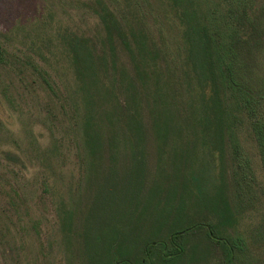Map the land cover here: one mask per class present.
Masks as SVG:
<instances>
[{
    "label": "rangeland",
    "instance_id": "obj_1",
    "mask_svg": "<svg viewBox=\"0 0 264 264\" xmlns=\"http://www.w3.org/2000/svg\"><path fill=\"white\" fill-rule=\"evenodd\" d=\"M172 22L179 26L169 8L154 0H0V264L98 263L86 261L77 235L88 213L82 212L73 228L65 222L76 203L81 171L87 168L83 156L88 151L82 142L88 116L106 140L118 129L109 121L113 111L127 122L121 110L127 95L121 87L136 77L129 46L141 38L140 33L159 45L161 40H172L173 33L168 32ZM71 40L87 42L94 62L105 55L106 69L96 80L108 95L88 100L74 69ZM173 40L181 39L177 35ZM141 105V120L150 126L151 113L145 101ZM241 137L257 185L263 187L256 143L250 135ZM152 138L142 144L147 155L142 194L175 188L187 205L177 173L191 178L203 166L196 165L197 159L195 166L183 171V166L170 164L169 152H188L194 159L209 146L202 147L196 139V145L181 151L184 142L194 138L173 136L177 142L172 148L168 144L160 166ZM102 154L104 164H96L99 173L92 176V185H105L108 172L115 170L112 179L121 192L135 168L134 151L106 147ZM224 161L219 168L222 175L214 174L215 165L206 170H214L217 186L206 187L204 194L194 190L199 206L192 203L181 222L169 224L198 225L180 238L188 244L180 264H223L226 258L230 264H264V192L258 190L257 199H252V184L243 187L233 181L232 155L225 154ZM95 196L96 189L85 194L88 204ZM163 230L167 235L169 231ZM209 232L223 243L210 241ZM215 245L220 249L212 248Z\"/></svg>",
    "mask_w": 264,
    "mask_h": 264
},
{
    "label": "trees",
    "instance_id": "obj_2",
    "mask_svg": "<svg viewBox=\"0 0 264 264\" xmlns=\"http://www.w3.org/2000/svg\"><path fill=\"white\" fill-rule=\"evenodd\" d=\"M154 2L169 8L180 27L172 22L168 31L173 33L172 40H161L160 45L149 40L145 33H140L141 38L130 44L136 77L121 87L127 95L121 108L127 114V122L122 123L117 118L120 113L117 116L113 111L109 121L112 120V126H118V132L106 140L100 134L101 127H96L94 118L88 116V129L82 142L88 151L83 156L87 168L81 171L84 177L77 181L76 203L65 222L70 221L68 226L73 228L72 223L81 220L82 212L88 213L77 235L83 241L82 254L89 263L180 264L179 260L188 251L187 242L180 238L198 225L171 227L169 224L181 222L186 207L192 203L199 206L192 196L194 190L204 194L206 187L217 186V178L212 176L214 170H206L215 165L214 174L222 175L219 168L225 166L227 153L232 155L235 166L233 181L243 187L252 184V199H257L258 190L264 192V186L257 185L255 172L241 147V136L250 135L256 143L264 182V0ZM177 35L181 40H173ZM70 44L74 69L88 100L101 99V95L109 92L101 90L96 80L98 72L106 69L105 55L94 62L93 50L87 42L71 40ZM143 101L153 120L150 126L141 120ZM122 125L126 129L119 128ZM148 136L153 137L152 144L160 154V166L164 150L169 151L168 144L171 142L172 148L177 142L174 139L194 138L186 140L181 151L189 144L196 145V139L202 147L209 146L194 159L188 152H169L170 164L183 166V171L195 166L197 159L200 161L196 165L203 166L191 178L177 173L187 205H183L179 199L181 193L175 188L163 194L162 189L142 194L147 157L142 147ZM106 147L134 151L135 168L128 174L121 192L112 179L115 170L108 172L105 185H92V176L99 173L96 164H104L102 151ZM93 189L96 196L88 204L85 194ZM163 229L169 231L167 235ZM208 238L223 243L210 232ZM212 248L220 249L216 245ZM104 254L106 259H102ZM226 259L223 264H230Z\"/></svg>",
    "mask_w": 264,
    "mask_h": 264
}]
</instances>
